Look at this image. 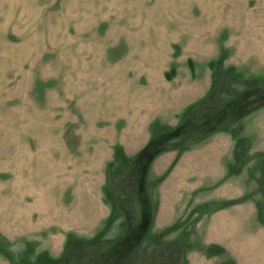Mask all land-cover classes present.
<instances>
[{
    "label": "rangeland",
    "instance_id": "obj_1",
    "mask_svg": "<svg viewBox=\"0 0 264 264\" xmlns=\"http://www.w3.org/2000/svg\"><path fill=\"white\" fill-rule=\"evenodd\" d=\"M0 264H264V0H0Z\"/></svg>",
    "mask_w": 264,
    "mask_h": 264
}]
</instances>
